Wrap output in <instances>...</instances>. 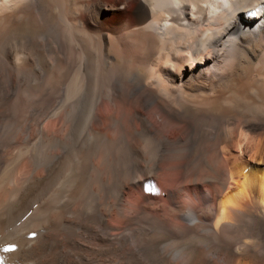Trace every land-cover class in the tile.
<instances>
[{
  "label": "bare ground",
  "instance_id": "bare-ground-1",
  "mask_svg": "<svg viewBox=\"0 0 264 264\" xmlns=\"http://www.w3.org/2000/svg\"><path fill=\"white\" fill-rule=\"evenodd\" d=\"M46 2L0 0V24L19 28L21 13L30 17ZM103 10L118 18L104 22ZM87 11L86 3L78 4L74 25L91 34L109 71H120L123 77L101 79L87 119L95 142H69V111L56 110L52 92L49 128L35 123L47 147L42 157L30 152L31 136L0 139V264H184L185 246L198 240L213 247L207 264H231L264 252V143L230 146L223 137L212 139L218 122L232 113L240 115L242 132H264V117L248 116L242 102H227L264 99V0H98L99 17L87 21L82 17ZM125 43L136 45L132 54ZM31 47L41 56L45 50L51 54L54 67L70 65L72 50L66 44ZM25 61L7 54L4 76L10 85H22ZM197 120L208 129L198 128ZM175 123L183 124L176 133L171 131ZM148 137L174 144L211 140L210 156L230 172L238 171L237 190L227 188L219 170L188 171L196 153L178 151L174 157L194 184L209 183L211 191L181 189L166 193L168 203L154 199L127 204L126 195L134 194L131 188L148 177L139 167L140 175L133 170L127 179L115 180L118 144ZM66 168L69 172L63 175ZM183 195L203 200L184 203ZM255 209L262 212L261 219L240 218Z\"/></svg>",
  "mask_w": 264,
  "mask_h": 264
},
{
  "label": "rangeland",
  "instance_id": "rangeland-1",
  "mask_svg": "<svg viewBox=\"0 0 264 264\" xmlns=\"http://www.w3.org/2000/svg\"><path fill=\"white\" fill-rule=\"evenodd\" d=\"M48 1L49 2H46L44 7L42 6L43 8L41 7L40 10L35 9L34 12L32 11L30 17L27 14L21 13L18 20L22 22L25 26L24 28H22V24L19 28L8 27L7 24L3 22L0 24V38H3L2 40L0 39V81H2L0 83V121L2 120L0 122V139L20 140L25 136H31L32 140L30 145L32 147L34 146V149H31L30 152H33L34 155L39 157L44 155L47 147L42 146L45 141L44 138L37 132L35 123L41 121L44 123L43 125L45 128H49L50 121L52 120L51 113L48 111L51 101L57 103V111L63 109V114H67V111H69L70 116L67 114L70 122L69 142L70 139H72L73 142H77L78 145H81L84 142H95L97 137L95 134L92 135L89 132L87 119L90 112L89 110L94 105V101L100 91L102 85L101 79L107 78V80H109L123 77L120 71L115 69H111L109 71V68L106 66V61L103 59L104 56L97 48V44L92 40L91 34L85 33L80 24L74 25L72 21L75 15L73 11L78 7V4L82 3H86L88 6V11L82 13V17L85 20L91 21L92 19L98 18V0ZM102 13L106 14L108 12L106 10L101 12V19L108 24H111L118 18L116 14L110 13V16H106ZM23 21H25V24ZM30 43L33 45H41L42 48H44L46 43L51 45L66 44L68 47H71L72 56L69 67L66 69L58 68L56 66L54 67V65L50 62V60H52L51 54L47 53L45 50L44 52L46 54L41 56L36 50L32 49ZM26 44H28V47L31 49L28 50L29 54H26ZM128 44L129 43H125L126 46L124 45V49L127 51L129 50V52L126 51L128 54H130V52L132 54V51H135L136 49L134 48L136 45L133 43ZM131 44H133V47ZM125 47H132L133 49L131 48L130 50ZM120 48H122V46H120ZM121 50H123V48ZM9 52L14 55H18L20 59L23 58V60H26V74L25 72L23 73V81L21 82L22 85H20L23 87V84L25 83L24 88H27H25L26 92L25 89L17 85V83H11L10 85L5 79L4 62ZM3 80L5 81L3 82ZM28 81L32 82L33 85L26 83ZM33 81L35 82V85L37 83L36 88L34 87L35 85ZM18 87L19 90L16 92L14 89ZM29 87H31V89ZM21 88L24 89V92H22ZM49 92L50 94L52 92L56 98L51 100ZM23 93L26 98L23 96ZM43 96L46 97L44 98ZM247 99L248 98H231L227 100V102L230 103L229 106L235 102H242L248 110H246L248 116L264 117V99H260L261 102L259 100L258 102L253 103L250 99ZM32 109L33 111H31ZM38 113L40 114L38 115ZM229 116V118L219 121L218 125L215 126L214 129H216V131L213 134V140L218 137H223L224 141H226L225 143L230 146H234L238 142H248L251 145L264 143V132H242V130L238 127L240 115L232 113ZM232 117L236 118L237 122ZM72 123L74 125H72ZM196 125L198 128L208 129L207 125H205L202 120H197ZM182 127L183 124L175 123L171 131L176 133L181 130ZM117 136L120 137L121 133L118 132ZM148 138L149 139H146V141L129 140V144L128 140H126L118 144L120 152L118 158L114 162L112 170L115 180H118L119 178L123 180L127 179L128 174L133 170V172L140 175V172L138 171L139 167H143L145 169V173L148 177V179L143 180L145 182L141 181L139 187L137 186L131 188V192L134 194L130 197L129 195H126L127 198L125 201L127 204L131 203L130 205H133L134 207V205H144L149 200L152 201L154 199L168 203L166 200L167 197H165L166 193L181 189H189L192 193L197 191H201L203 193L211 191L213 187L209 183H203L200 187H197L196 184H194L193 176L188 172L193 168H195V171L199 174H207L211 170H219V177L221 180L226 181L227 188L229 187L230 191L234 192L237 190L236 184L238 171L235 170L234 172H230L229 166L225 165V163L220 160L213 159V157L210 156V153L214 149L211 140L203 142L200 141V139L199 141L186 139L179 144H174L169 141H158L150 137ZM145 151L146 153H144ZM178 151L196 153V155L188 162V166L186 167L188 171L182 168L181 163L174 157ZM249 159H251L250 156ZM260 159L261 158L259 157L257 158L258 161H260ZM144 160L145 162H143ZM137 164L138 166H136ZM68 172L69 168H66L62 174L66 175ZM231 173L234 176H232V179ZM141 175L142 177L145 176L144 174ZM123 176L124 178H122ZM152 194L154 195V198ZM148 195H151L152 198ZM145 199L147 200L145 201ZM180 200L184 203L188 202L199 204L202 202L203 197L198 196L193 199H189L183 195ZM262 216V212L255 209L251 212L242 214L240 218L253 221L254 219H261L260 217ZM119 224L123 226L126 225L121 219H119ZM212 252L214 251L211 244H208L203 240H198L191 246H185L183 250L184 264H207V261L211 258L210 256L212 255ZM249 256L241 257L238 261L232 260L231 264H264L263 251L257 250L253 255Z\"/></svg>",
  "mask_w": 264,
  "mask_h": 264
}]
</instances>
